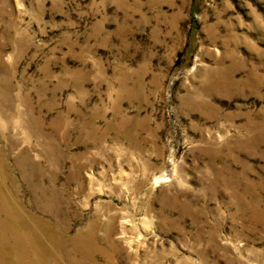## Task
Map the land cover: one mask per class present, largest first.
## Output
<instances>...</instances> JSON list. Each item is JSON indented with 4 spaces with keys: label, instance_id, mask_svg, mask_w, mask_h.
<instances>
[{
    "label": "rangeland",
    "instance_id": "rangeland-1",
    "mask_svg": "<svg viewBox=\"0 0 264 264\" xmlns=\"http://www.w3.org/2000/svg\"><path fill=\"white\" fill-rule=\"evenodd\" d=\"M0 210L49 264H264V0H0Z\"/></svg>",
    "mask_w": 264,
    "mask_h": 264
},
{
    "label": "bare ground",
    "instance_id": "bare-ground-1",
    "mask_svg": "<svg viewBox=\"0 0 264 264\" xmlns=\"http://www.w3.org/2000/svg\"><path fill=\"white\" fill-rule=\"evenodd\" d=\"M12 217L10 210L8 218L0 219V264H49L46 245L31 234L22 221ZM80 241V237H76L74 243Z\"/></svg>",
    "mask_w": 264,
    "mask_h": 264
}]
</instances>
